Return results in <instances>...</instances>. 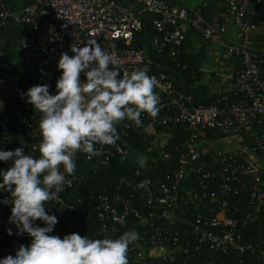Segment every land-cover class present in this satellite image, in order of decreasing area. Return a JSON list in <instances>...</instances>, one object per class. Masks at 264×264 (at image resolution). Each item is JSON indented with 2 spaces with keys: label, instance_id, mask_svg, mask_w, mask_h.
<instances>
[{
  "label": "built area",
  "instance_id": "obj_1",
  "mask_svg": "<svg viewBox=\"0 0 264 264\" xmlns=\"http://www.w3.org/2000/svg\"><path fill=\"white\" fill-rule=\"evenodd\" d=\"M126 1L141 11L122 0H34L24 8L17 7V0H0V53L8 42L10 20L19 16L23 23L17 55L0 63V150L23 147L27 155H39L33 152L39 131L26 110L16 106L21 83L16 72L45 77L44 84L56 94L60 54L72 56V45L83 47L95 38L118 61L121 77L146 70L156 85L154 92L170 101L174 111L155 117L142 114L140 126L131 120L119 122L116 143L94 145L99 154L91 158L76 152L74 174L65 173L62 190L53 189V198L45 205L46 212L58 219L50 235L60 236L61 223L63 236L82 235L87 226L83 215L89 210L99 220L100 238H117L129 230L139 233L129 245V264H264V41H254L264 35V0H225L226 12L213 17L202 9L176 5V0ZM145 13L158 16L154 25L162 35L152 42L157 50L169 48L172 55H179L189 28L229 57L241 59L242 69L234 78L236 98H225L222 105L195 106L167 75L152 74L145 51L132 47L144 30L140 15ZM181 127L190 136L181 146L184 154L175 170L159 176L156 167L143 178L149 156L145 169L136 168L113 190L88 199L80 196L82 166L93 162L109 166L112 160L131 155L132 129L140 130L168 160L173 130ZM10 166V161L0 162V169ZM143 181L150 183L142 186ZM11 202L10 193L0 191V258L15 256L22 244L28 246V235H16L15 225L8 221ZM114 214L124 217V223L115 222ZM35 223L45 226L39 219ZM85 235L94 238L87 231Z\"/></svg>",
  "mask_w": 264,
  "mask_h": 264
},
{
  "label": "clouds",
  "instance_id": "obj_2",
  "mask_svg": "<svg viewBox=\"0 0 264 264\" xmlns=\"http://www.w3.org/2000/svg\"><path fill=\"white\" fill-rule=\"evenodd\" d=\"M70 51L72 56L60 54L56 66L61 71L56 94L50 93L48 84L20 94L40 116L41 139L33 145L39 155H27L23 147L0 150V162H11L0 169V191L12 197L8 221L15 225L16 235L31 237L30 245H20L15 256L0 258V264H129V245L139 239L135 230L117 238L50 235L58 219L46 212L45 205L53 198V189L62 190L65 173L74 174L76 152L83 151L89 158L98 155L94 145H113L119 139V122L131 120L140 126L142 114L157 116L160 103L147 71L137 69L121 77L118 61L95 38L83 47L72 45ZM148 183L143 181L142 186ZM109 208L106 204L105 211ZM38 219L45 226H38ZM114 220L124 223V217L115 214ZM7 234H14L11 228Z\"/></svg>",
  "mask_w": 264,
  "mask_h": 264
},
{
  "label": "trees",
  "instance_id": "obj_3",
  "mask_svg": "<svg viewBox=\"0 0 264 264\" xmlns=\"http://www.w3.org/2000/svg\"><path fill=\"white\" fill-rule=\"evenodd\" d=\"M121 1V0H116ZM126 4L135 7L131 1L122 0ZM17 7L24 8L34 3V0H17ZM197 2V3H196ZM176 5L184 6L188 9H202L204 13H207L210 17L226 12L225 0H176ZM141 11V7H138ZM144 23V30L142 33H138L133 44V48L138 49V42L146 44L150 51V61L147 60V65L150 66L151 73L155 75L165 74L169 80L176 84L178 90L184 94L186 98H191L192 103L195 106H213L222 105L225 98L234 100L235 95V80L233 89L228 92L213 91V87L210 86L205 80V74L203 70V62L207 59L206 52H201L199 45L196 43L195 38L198 36L193 30L186 32V38L184 45L181 48L179 55H172L169 48L165 50H157L152 46L154 38L162 35L155 27L154 21L158 18L157 15L145 13L141 16ZM23 29V23L19 16H14L6 29V36L8 38L7 45L1 51L4 53L0 56V63L11 62L12 58L17 55V42L19 40L20 32ZM254 41H264V35L255 36ZM0 53V54H1ZM237 62L238 70L242 69L241 59L234 58ZM237 70V71H238ZM21 79L19 85V96L16 98V106L23 110H26L28 118L36 125L38 129L40 116L33 106L26 103L25 99H21V93L26 92L34 85H43L46 78L43 76H35L29 73L16 72ZM236 74L234 75V78ZM170 101H167L165 97L160 96V103L158 105V114H169L174 111V107ZM131 121H128L129 124ZM190 133L184 129V127L176 128L173 130V136L168 146V150L172 149L170 153V159L166 160L163 156L159 155V149L155 146H151L149 141L144 140L140 130H131L129 145L131 151H143L147 152L150 156L149 168L147 171H142V177L149 176V171L159 167V176H162L164 172L175 170L178 166L179 158L184 154L182 144L189 139ZM41 139V137H40ZM176 148H180L179 151ZM175 149V150H174ZM97 163H88L86 166H82L81 175L83 180L77 185L80 192V196L88 199L91 195L103 193L106 190H113L118 186L123 178H127L133 175L138 170L130 165L128 162H124L122 158L112 160L109 166H103L98 170H95ZM116 186V187H115ZM77 210L80 211V207L77 206ZM83 222L87 223L86 231L91 233L95 238L102 236L100 230V223L95 217V213L89 211L83 215ZM64 223L59 224L57 231L60 232V237L64 235ZM85 231V232H86ZM85 232L81 236L85 235ZM63 233V235H62ZM86 236V235H85ZM28 245L31 243V237L27 236Z\"/></svg>",
  "mask_w": 264,
  "mask_h": 264
},
{
  "label": "crops",
  "instance_id": "obj_4",
  "mask_svg": "<svg viewBox=\"0 0 264 264\" xmlns=\"http://www.w3.org/2000/svg\"><path fill=\"white\" fill-rule=\"evenodd\" d=\"M186 28V32L189 31ZM196 43L201 52H206L207 59L203 62L202 72L205 74V80L213 87V91L228 92L233 89L234 75L238 70L237 62L229 57L225 51L212 44L205 42L197 36Z\"/></svg>",
  "mask_w": 264,
  "mask_h": 264
},
{
  "label": "water",
  "instance_id": "obj_5",
  "mask_svg": "<svg viewBox=\"0 0 264 264\" xmlns=\"http://www.w3.org/2000/svg\"><path fill=\"white\" fill-rule=\"evenodd\" d=\"M135 9H138L137 7H134ZM138 47L140 50L145 51V55L148 61H150L151 57H150V51L149 48L147 46H144L143 43L138 42L137 43ZM157 92V91H156ZM158 93V92H157ZM185 96V93H184ZM183 98H181L179 100V102H182ZM128 120H123L120 123H124ZM124 162H128L130 165H132L135 168H142L145 169L148 166V161H149V156L147 155L146 152L143 151H135L133 152L131 155H127L124 157L123 159ZM101 168V162H99L96 167L95 170H98ZM64 213L60 212L59 217L62 218L64 217ZM54 236H58V233H54Z\"/></svg>",
  "mask_w": 264,
  "mask_h": 264
},
{
  "label": "rangeland",
  "instance_id": "obj_6",
  "mask_svg": "<svg viewBox=\"0 0 264 264\" xmlns=\"http://www.w3.org/2000/svg\"><path fill=\"white\" fill-rule=\"evenodd\" d=\"M188 1V0H187ZM202 0H198V2H201ZM197 3V2H196Z\"/></svg>",
  "mask_w": 264,
  "mask_h": 264
}]
</instances>
